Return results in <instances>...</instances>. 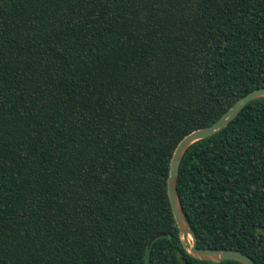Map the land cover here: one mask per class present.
I'll return each mask as SVG.
<instances>
[{
	"label": "trees",
	"instance_id": "1",
	"mask_svg": "<svg viewBox=\"0 0 264 264\" xmlns=\"http://www.w3.org/2000/svg\"><path fill=\"white\" fill-rule=\"evenodd\" d=\"M261 86L264 0H0V264H244L186 251L167 180ZM178 192L198 247L264 264V97Z\"/></svg>",
	"mask_w": 264,
	"mask_h": 264
},
{
	"label": "water",
	"instance_id": "2",
	"mask_svg": "<svg viewBox=\"0 0 264 264\" xmlns=\"http://www.w3.org/2000/svg\"><path fill=\"white\" fill-rule=\"evenodd\" d=\"M264 97V86L254 89L253 91L247 93L240 99H238L222 116L216 120L211 125L203 128L196 129L189 134H187L178 144L174 151V154L170 163V171L168 176V195L170 198L171 206L175 219L177 221L180 237L184 248L192 256L212 262H221L223 260H237L244 264H258L251 256L243 253L240 250L226 249V248H202L198 247V237L196 232L192 228V225L187 217L186 212L183 209L181 199L178 192V177L179 169L183 155L187 148L194 142L209 137L218 131L222 130L227 126L238 113L252 100ZM164 233L156 234L151 242L157 237L163 235ZM183 264H189L188 261L182 257Z\"/></svg>",
	"mask_w": 264,
	"mask_h": 264
}]
</instances>
